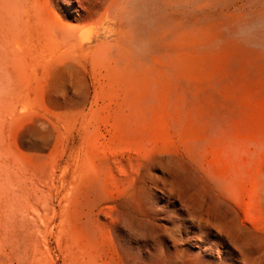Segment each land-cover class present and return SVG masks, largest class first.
<instances>
[{
    "label": "rangeland",
    "instance_id": "obj_1",
    "mask_svg": "<svg viewBox=\"0 0 264 264\" xmlns=\"http://www.w3.org/2000/svg\"><path fill=\"white\" fill-rule=\"evenodd\" d=\"M0 264H264V0H0Z\"/></svg>",
    "mask_w": 264,
    "mask_h": 264
},
{
    "label": "bare ground",
    "instance_id": "obj_2",
    "mask_svg": "<svg viewBox=\"0 0 264 264\" xmlns=\"http://www.w3.org/2000/svg\"><path fill=\"white\" fill-rule=\"evenodd\" d=\"M75 36H76V35H75ZM77 36H78V35H77ZM81 36H82V35H81ZM81 36H79V37H81ZM82 38H84V36H83ZM80 39H81V38H80ZM81 40L84 41L85 39H81ZM75 41H76V40H75ZM76 42H77V41H76ZM72 43H73V42H72ZM34 128H35V127H34ZM38 135H39V134H38ZM158 156H159V155H158ZM126 208H127V207H126ZM237 209H238V208H237ZM240 210H241V209H240ZM240 210H239V211H240ZM124 211H125V210H124Z\"/></svg>",
    "mask_w": 264,
    "mask_h": 264
}]
</instances>
